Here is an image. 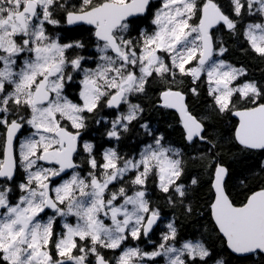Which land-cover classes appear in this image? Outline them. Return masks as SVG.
<instances>
[{
    "label": "snow or ice",
    "instance_id": "snow-or-ice-1",
    "mask_svg": "<svg viewBox=\"0 0 264 264\" xmlns=\"http://www.w3.org/2000/svg\"><path fill=\"white\" fill-rule=\"evenodd\" d=\"M0 264H264V0H0Z\"/></svg>",
    "mask_w": 264,
    "mask_h": 264
},
{
    "label": "trees",
    "instance_id": "trees-1",
    "mask_svg": "<svg viewBox=\"0 0 264 264\" xmlns=\"http://www.w3.org/2000/svg\"><path fill=\"white\" fill-rule=\"evenodd\" d=\"M233 59L236 61H243L245 63L248 62L249 58L248 57H244L241 54L237 53V52H233ZM252 67H254L256 69V75L259 76V71H260V67L261 65H259V63L253 64ZM194 111H199L202 110L201 106L199 104L194 106ZM163 126V125H162ZM200 229V223H198L196 220H193L191 222H186L184 225V231L186 233H191L193 231L199 230Z\"/></svg>",
    "mask_w": 264,
    "mask_h": 264
}]
</instances>
